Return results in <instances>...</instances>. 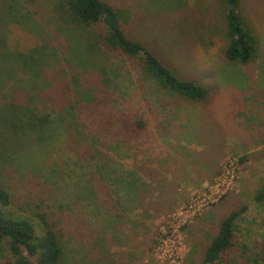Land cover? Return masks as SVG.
<instances>
[{"label":"rangeland","instance_id":"rangeland-1","mask_svg":"<svg viewBox=\"0 0 264 264\" xmlns=\"http://www.w3.org/2000/svg\"><path fill=\"white\" fill-rule=\"evenodd\" d=\"M104 1L117 10L130 37L180 78L202 84L207 98L188 103L149 86L140 79L137 63L103 47L102 26L72 20L65 0H27V7L49 14L43 25L53 43L41 25L32 33L8 25L11 47L27 52L35 46L34 67L23 64L22 72L10 73L24 90L11 85L12 77L0 76V122L5 125H0V183L11 197L8 210L31 222L37 234L42 228L37 213L46 212L62 233V264H199L221 219L244 206L228 258L260 264L264 202L254 201V195L264 187V0L241 1L258 43L247 64L229 62L223 55L222 20L214 0L193 6L189 0ZM3 5L0 0V9ZM61 22L67 28L63 36L57 27ZM54 47L62 55L55 66ZM70 68L77 73L84 103L67 115L78 123L75 137L63 135L65 127L57 124L51 145L38 146L34 137L13 127L14 99L31 101L37 90L53 99L65 89L55 79L69 83ZM69 89L75 99L70 83ZM230 158L237 159L235 168L229 166ZM95 160L107 169L135 172L143 190L136 194L93 181L90 190L98 192L93 205L82 199L76 183L81 189L83 180H102L100 173L93 176ZM226 170L230 175L222 193L211 197V185ZM208 195L218 199L196 205ZM104 232L111 239H104Z\"/></svg>","mask_w":264,"mask_h":264},{"label":"trees","instance_id":"trees-1","mask_svg":"<svg viewBox=\"0 0 264 264\" xmlns=\"http://www.w3.org/2000/svg\"><path fill=\"white\" fill-rule=\"evenodd\" d=\"M21 1L25 6L21 4L20 0H2L4 5L0 9V28H2V32H0V76L5 73L8 80L12 77L13 82L11 85L17 89L24 90L23 84H21L17 77L12 75V71L22 72L23 64L34 67L32 54L35 46L27 52H20L17 47H11L7 34L8 25L16 24L31 33L35 30L38 31L37 25H41L42 33L48 35L47 41L50 45H52L53 39L50 37V32L43 25V22H46L49 14L35 7L32 8L30 5L27 7V0ZM199 1L189 0V4L195 5ZM214 1L217 3L221 14V31L224 38L223 55L226 60L242 64L251 62L256 55L258 43L251 23L242 11V0ZM65 3L67 6L66 11H69L72 20L78 24L102 26L103 31L99 35L103 40V47L110 51L126 55L137 63L140 79L144 80L149 86L157 88V91L164 90L177 97V99L188 103H203L205 101L208 90L194 79L180 78L174 73L172 68L162 62L157 54L153 53L140 41L130 37L122 23L119 13L111 4L104 0H65ZM54 21L52 20V22ZM64 25L66 24L62 22L57 24L62 36L67 29L63 27ZM48 28L50 29L51 27ZM49 44L44 41L45 46ZM90 45L96 51L92 43ZM43 48V45H41V49ZM54 48L53 52L57 54V57L52 65L55 66L62 55L58 54L56 47ZM67 61L69 60L67 59ZM69 63L70 61L67 64L69 65ZM50 66H43L41 69H47ZM37 72L36 74H39L40 71ZM74 74L70 68L68 76L70 88L72 87L73 91L78 94V96L75 95V99H71L70 95H68L70 89L67 80L61 78H56L54 83L57 80L64 82L65 89L56 92L53 99L44 97H51V95L42 90H37L34 94L38 96L34 97L31 101L15 98L16 110H13L15 112V123L13 127H18L24 136L34 137V141L38 143V146L42 144L51 145L54 134L55 136L57 135L53 131L56 129L55 125L57 124L65 127V133L63 135L70 138L72 136L75 137L73 131H75L74 129L78 123L76 121L72 122L68 118H70L71 112L74 114L73 111H76L78 106H82L84 103L82 102L83 93L81 91V84L78 82V78H76L77 73L76 75ZM44 76H48L45 70ZM51 81L50 79L49 82ZM6 86L7 83L4 84V87ZM66 96L70 99L66 100ZM54 122L56 123L52 129L51 126ZM0 125L5 126L1 122ZM136 125L139 130L144 127L142 122H138ZM123 126H127L126 123ZM69 131H72V133ZM133 131L137 132L136 130ZM86 135L82 133V141L86 140ZM89 154L84 156L86 161ZM100 158L98 160L102 162ZM95 161L96 163L91 165L96 171L93 173V176L99 177L97 173H100L102 180H97L96 178L83 180L81 189L76 183L75 186L80 193L82 192V199L86 201L91 200L93 205L98 195V192L96 190L94 191V188L92 191L90 190V185L93 181L98 187L108 185L107 183H109L115 187L118 186L121 190H129L136 194L138 191L143 190L145 184L135 172L116 171L112 170L111 167L107 169L105 165H102L97 160ZM54 174L55 172H53ZM103 180L106 181V184ZM10 201L11 197L9 192L0 183V264H62L64 245L61 230L57 228L56 223L48 219L46 212H38L37 215L41 221L42 228L40 233L37 234L31 222L8 210L7 207L10 205ZM254 201L259 204L264 202V187L256 191ZM244 210V206L239 209H233L221 219L216 234L210 239L203 250L199 264H238L240 262V260L238 262L229 260L228 255L234 246L236 221ZM105 237L111 239V234L109 235L104 232V239ZM261 260L262 262L260 264H264V257Z\"/></svg>","mask_w":264,"mask_h":264},{"label":"built area","instance_id":"built-area-1","mask_svg":"<svg viewBox=\"0 0 264 264\" xmlns=\"http://www.w3.org/2000/svg\"><path fill=\"white\" fill-rule=\"evenodd\" d=\"M228 164L229 166L231 165L233 168L236 167V164H237V159L236 158H230L228 160ZM230 175L229 171L226 170L225 174L223 175V178H218L215 182L214 185H211V189H209V191L211 192V197H213L215 194V192L217 193V191L221 192L223 191L224 189V185H223V182L225 181V179ZM231 178H232V175H231ZM210 195L206 196V197H203V198H199L196 200V205H198L199 207L205 205V204H208V203H212L214 202L215 200H217L218 198H212L211 199ZM204 202V204L202 203ZM192 205L194 206V204L192 203ZM192 206V207H193Z\"/></svg>","mask_w":264,"mask_h":264}]
</instances>
